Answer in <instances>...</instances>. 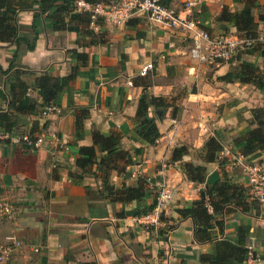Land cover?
Returning a JSON list of instances; mask_svg holds the SVG:
<instances>
[{"label":"crops","instance_id":"obj_1","mask_svg":"<svg viewBox=\"0 0 264 264\" xmlns=\"http://www.w3.org/2000/svg\"><path fill=\"white\" fill-rule=\"evenodd\" d=\"M182 1L168 4L178 9ZM243 1L199 0L210 32L221 30L216 18L223 6L234 12ZM55 3L65 6L63 0ZM255 3L262 6L264 0ZM35 11L15 12L18 34L28 43L34 25L32 50L18 40L13 57V39L0 40V112L14 114L9 130L0 128V197L12 205L11 216L0 219V241L14 237L20 242L8 264H264V205L248 203L245 211L227 205L224 212L212 213L205 231L195 234L193 220L176 209L199 198L205 178L193 182L169 163L171 150L184 146L188 159L203 164L199 153L212 136L221 149L213 162L204 164L206 175L216 171L218 180L244 185L240 167H231V156L241 147L239 129L250 122V109L260 107L264 96L252 84L219 76L240 63L262 68L264 57L243 51L227 62L198 63L189 57L191 33L144 15L121 24L99 18L91 28L82 23L83 12L65 7L60 11L63 27L55 30L48 10ZM252 13L256 20L257 9ZM256 29L264 33V22L257 21ZM226 32L235 35L231 25ZM93 38L97 42L89 45ZM146 63H151L150 71L139 74ZM9 64L10 71L3 74ZM13 70L22 71L19 78L36 100V111L19 114L8 107L5 78ZM43 73L75 75L45 115L42 98L31 87ZM142 96L159 102L147 107L158 132L153 143H147L133 119ZM77 109L84 111L79 137L73 126ZM111 130L119 132L118 148L127 151L130 161L112 155L115 168L96 163L77 168V148L91 145L94 131L106 135ZM23 134H40L42 141L31 149L17 140ZM101 147L94 144L95 161L105 153ZM250 159L264 164V150ZM160 180L168 184L171 198L161 207L158 224H141L136 218L154 207ZM144 182L150 193L129 201L112 199L104 190L107 185L137 188Z\"/></svg>","mask_w":264,"mask_h":264},{"label":"trees","instance_id":"obj_2","mask_svg":"<svg viewBox=\"0 0 264 264\" xmlns=\"http://www.w3.org/2000/svg\"><path fill=\"white\" fill-rule=\"evenodd\" d=\"M56 1L57 0H0V40L8 38L13 39L15 44L12 55L13 57L18 51V40H24L26 49L32 50L36 35L33 24L30 25L33 31V36L29 43L23 36L18 34L20 25H17L16 23L15 12L18 9L31 7H36L35 12L37 14L48 10L50 13L48 16L53 20V28L58 30L63 27V18L60 17V11L65 7L72 8L73 5L72 0H63L65 6L56 5ZM87 1L105 2L101 0ZM161 1L164 4H168V0ZM253 8L257 9L256 20L252 13ZM35 12H33V17L36 15ZM82 14L84 15L82 23L89 25L88 14L85 12ZM195 16L198 19L199 27L208 33H211L208 24L204 22L206 12L202 5L199 6V11ZM216 21L219 26H222L221 30L217 32L219 34H229L226 32L227 25H231L237 36H255L257 32V21L264 22V5L258 6L255 3V0H244L242 7L234 12H230L223 6ZM95 23H97V20ZM67 27L70 29L71 24L67 23ZM87 30L85 32L91 34L92 31L90 29V31ZM96 42L97 39L93 38L89 40L88 44H95ZM244 50L245 53H255L256 55L264 57V45L261 42H256L251 47ZM10 68L11 66L9 64L5 70L1 71L3 74H7L10 71ZM20 73H22V71L13 70L9 77L7 75L5 78V82L9 89L7 93L8 107H12L15 113H32L39 109V107L37 106L36 100L27 94L28 86H26V84L19 78ZM74 77V73L65 76H50L43 73L36 76L31 87L42 98V104H40V106L43 108L45 105L50 104L58 92H60ZM219 79L225 82L237 81L241 84H252L258 89L261 95L264 96V67L261 69L252 65L240 63L236 68L232 70L230 69L223 75L219 76ZM155 100L156 99L153 97H150L148 100H146L144 96L140 97L133 117L136 122L138 121V132L143 135L147 143H153L158 137L153 117L147 113L148 105H153L155 107L158 106L159 102L156 103ZM83 114L84 111L82 109H77L75 111L73 126L75 131L79 133L82 127L81 117ZM250 114V122L239 129L237 137V140L241 143L239 152L248 158L252 157V154L264 150V103L260 107L250 109ZM13 115L7 111L0 112L1 130H9L10 126L13 124ZM81 134L82 132L76 136L79 137ZM27 135L31 136L30 134ZM119 140L120 134L117 131L111 130L106 135L94 131L92 133V144L79 146L77 148V155L74 161L75 166L79 169H83L84 167L96 163V165H103L108 169L115 168L117 165L113 162L112 155L125 158V162H129L130 158L127 151L118 148ZM94 144H100L102 150L105 152L99 159H97V161H95L96 154ZM220 149L221 144L217 139L211 136L205 140L199 153V157L203 164L194 163L188 159V152L184 146H177L171 150L169 163L185 174L189 180L203 183L207 173L204 164L213 162L217 151ZM204 186L205 191L200 193L198 199L191 201L186 206L176 209V212L180 216L190 217L193 220L195 234L200 230L205 231L207 228V222L210 220L212 213L220 211L224 212L227 205H235L241 211L247 209L248 203L254 204L257 207V203L249 198L244 185L231 182L225 177L221 180H217L212 185L204 183ZM150 189V185L145 182L141 183L137 188L125 186L114 189L109 185L104 188L106 193L112 196V199L120 201H129L139 198L144 194L150 193ZM246 200L248 201L246 202ZM235 251H242V253L245 252L246 255L244 249L241 250L240 248H236Z\"/></svg>","mask_w":264,"mask_h":264},{"label":"built area","instance_id":"obj_3","mask_svg":"<svg viewBox=\"0 0 264 264\" xmlns=\"http://www.w3.org/2000/svg\"><path fill=\"white\" fill-rule=\"evenodd\" d=\"M73 8L88 14L89 25L95 26L99 18L110 24H121L128 18L144 15L148 20L166 27H176L191 33L192 44L189 57L198 62H227L239 50L251 47L256 42L264 45V33L257 31L255 36H237L231 34L208 33L198 25L195 16L199 11V0H183L180 8L176 9L161 0H112L110 2H89L87 0H72ZM151 69V63L144 64L139 74L144 75ZM52 104H47L41 109L45 115L53 109ZM31 149L37 148L42 136L30 137L23 134L17 138ZM231 167H240L244 177L250 199L257 206L264 205V164L243 156L240 152L231 156ZM156 192L154 207L151 211L139 215L136 219L141 224L156 225L159 223V213L163 205L171 198V190L164 180L155 183ZM12 214V205L0 197V219L8 218ZM20 245L14 237H5L0 241V264H8V259L13 249ZM37 251V248H33Z\"/></svg>","mask_w":264,"mask_h":264},{"label":"water","instance_id":"obj_4","mask_svg":"<svg viewBox=\"0 0 264 264\" xmlns=\"http://www.w3.org/2000/svg\"><path fill=\"white\" fill-rule=\"evenodd\" d=\"M161 111L156 110L157 115L160 114ZM218 180V174L216 171H211L205 177V183L212 185Z\"/></svg>","mask_w":264,"mask_h":264},{"label":"rangeland","instance_id":"obj_5","mask_svg":"<svg viewBox=\"0 0 264 264\" xmlns=\"http://www.w3.org/2000/svg\"><path fill=\"white\" fill-rule=\"evenodd\" d=\"M243 51H245V50H239V51H237V53H241V52H243ZM213 63H214V62H210V63L208 62V65H213ZM262 68H263V67H262ZM262 68H261V69H262Z\"/></svg>","mask_w":264,"mask_h":264}]
</instances>
